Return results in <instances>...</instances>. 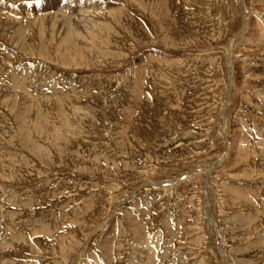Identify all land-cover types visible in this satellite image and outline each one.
<instances>
[{"label": "rangeland", "instance_id": "1", "mask_svg": "<svg viewBox=\"0 0 264 264\" xmlns=\"http://www.w3.org/2000/svg\"><path fill=\"white\" fill-rule=\"evenodd\" d=\"M0 264H264V0H0Z\"/></svg>", "mask_w": 264, "mask_h": 264}, {"label": "bare ground", "instance_id": "2", "mask_svg": "<svg viewBox=\"0 0 264 264\" xmlns=\"http://www.w3.org/2000/svg\"><path fill=\"white\" fill-rule=\"evenodd\" d=\"M235 42H236V40H234L233 42H232V49L231 50H233V47L235 46ZM233 52V51H232Z\"/></svg>", "mask_w": 264, "mask_h": 264}]
</instances>
